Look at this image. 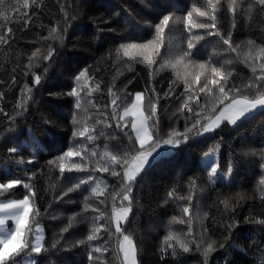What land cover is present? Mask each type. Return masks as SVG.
<instances>
[{
    "label": "trees",
    "instance_id": "1",
    "mask_svg": "<svg viewBox=\"0 0 264 264\" xmlns=\"http://www.w3.org/2000/svg\"><path fill=\"white\" fill-rule=\"evenodd\" d=\"M23 4L24 0H5L0 5V13L4 14L0 16V35L7 33L8 40L7 44H0V183L10 179L23 182L0 192V199H22L28 194L24 184L35 192L30 203L40 215H32L31 223L33 229L36 224L42 227L46 249L34 256L35 264H123L118 239L122 237L112 222L113 206H121L123 170L116 177L110 172L95 171V167L107 160H99L105 150L123 155L139 148L130 128L121 130L111 119L109 89L121 98L127 97L125 103H131L135 93H143L148 109L145 116L150 115L148 101L157 104V114L149 120L154 139H166L173 130L184 133L185 126L191 127L198 118L197 111L203 109L208 114L216 103L207 96V91L219 96V90L210 83L213 67L223 66V74L232 73L227 85L240 89L236 95L264 92V87H248L250 83L264 85V81L255 79L261 71L259 66L254 74L244 60L245 53L251 50L255 54L258 47H264V10L255 0H237L233 18L229 12L231 0H220L217 28H194L193 36L203 35L204 39L194 41L193 55L185 59L187 68H173L170 61L174 62L175 54L187 51L189 33L183 18L193 6L203 9L206 0H28L27 8ZM164 15H170L171 21L158 41L157 54L153 55L150 47L131 60L117 55L122 44H149L156 40L155 25ZM193 19L212 23L210 18L195 13ZM209 32L218 34L208 35ZM229 33L233 46L240 45L236 52L230 51L221 39ZM249 40L253 45H248ZM37 49L40 58H33V62L38 66L30 68L29 57ZM49 49L53 55L45 61L43 56ZM150 58L155 59L151 66ZM199 64H205V69L201 70ZM84 70L95 79L91 81V95L85 89L81 109L77 110L75 98L68 93L77 86L74 78ZM198 72L203 74L196 83ZM35 75L41 77L39 85L34 84ZM87 83V79L81 81ZM205 84L207 89L200 92ZM74 115L78 119L75 125ZM106 117V123H95ZM199 118L202 123L207 122L203 116ZM85 124L95 128L94 141L73 136L74 130ZM196 131L187 133V140L173 137L181 141L175 152L152 163L131 185V213L121 228L136 246L137 264H204L205 258L195 243L189 245L188 252L179 246L167 248L165 237L169 230L187 240H215L208 264H264V224L256 222L264 220V186L259 184L264 176V158L259 155L264 152V109L234 126L225 122L206 136L201 137ZM125 132L132 135L131 140ZM77 145L87 150L82 153L86 160L80 161L79 156L72 159L86 163L87 170L65 172L62 177L58 158ZM12 148L17 151L10 152ZM216 148L219 170L231 168L230 183L213 185L208 181L201 157ZM92 151L96 157L91 156ZM192 181L195 187L191 186ZM96 184L109 187L102 195L92 196L91 189ZM70 187L74 190L68 192ZM113 193H118L115 201ZM85 197L90 205L86 211ZM124 204L129 205V201ZM185 206L190 209L187 216L183 213ZM101 215L103 219H97ZM173 217L185 222L172 223ZM94 224L106 225L110 231L102 230L99 239L89 242L86 237ZM66 227L68 230L62 232ZM189 229L191 235L187 236ZM34 236L35 231L25 239L33 240ZM81 240L85 242L78 244ZM171 243L175 245V241ZM92 247L105 251L92 253L94 259L89 260ZM30 253L29 248L14 254L6 264L22 262Z\"/></svg>",
    "mask_w": 264,
    "mask_h": 264
},
{
    "label": "snow or ice",
    "instance_id": "2",
    "mask_svg": "<svg viewBox=\"0 0 264 264\" xmlns=\"http://www.w3.org/2000/svg\"><path fill=\"white\" fill-rule=\"evenodd\" d=\"M35 2V0H33ZM5 0H0V5H4ZM237 0H231V4L229 7V12L235 17V8ZM219 4L220 0H206V6L202 9L199 7L193 6L192 10L187 12L184 16V26L185 31L189 33L188 42H187V51L177 52L174 56V62L172 63V67L176 68L178 65H183L185 68L188 67V64L185 63V59L187 57H191L193 55V49L196 48V43L204 39L203 35H196L193 36L192 30L195 29H216V13L219 11ZM255 4L259 5L262 10H264V0H255ZM28 0H24L23 7L27 8ZM251 11V7L249 8V12ZM193 13L196 14L198 17H202L205 19H211L212 23H203L197 22L193 19ZM27 13H25L26 15ZM0 16H4L3 13H0ZM6 18V17H5ZM179 20V17H177ZM171 21L170 15H164L163 18L160 20L158 24L155 25L156 29V40L150 42L149 44H138V43H128L122 44L116 50L117 55H123L128 57V59H134V55L136 53H142L143 51L148 50L150 47L153 49V55L158 53L159 44L158 41L162 40L165 29L169 27ZM27 23V22H26ZM233 28L235 27V23H233ZM11 32V29L8 30ZM53 33L56 32L55 29L52 30ZM218 32H209L208 35H216ZM7 33L4 35H0V44H7L8 40L6 39ZM46 39V38H45ZM223 43L228 45V48L232 52H236L240 45L233 46L231 40V33H229L228 37L225 38L221 36ZM248 45H253V41L249 40ZM40 52L39 49L33 51L31 57H29L30 65L29 67H36L38 66L37 63L33 62V58L37 60L40 58L38 57V53ZM53 55V51L51 49L48 50V54L43 56L45 61H49ZM143 59V56H141ZM244 60L251 66V70L254 74L257 72V65L260 68V74L255 75V79L257 81H264V47H258V50L253 54L251 50L244 55ZM190 62V61H189ZM152 63H155V59L150 58L149 66ZM228 63V62H226ZM198 67L203 70L205 69V64H199ZM213 79H211L210 83L214 85L219 90V96H214L212 91H207V96L212 97L216 103L212 104L210 108V112L208 114L204 113V110L201 109L195 113L197 119H195L194 123H192L191 127L185 126L184 133L179 131L173 130L169 133V137L163 140L154 139V134L150 133L149 129L151 125H149V120L157 114V104L151 100L148 101V105L150 107V115L145 116V111L148 109L145 107L144 103V94L137 92L132 100L131 103H125L124 101L127 97L121 98L119 95L113 92V90L109 89V95L111 97V108H112V115L111 119L116 122V127L124 130L130 128L131 134L135 136V143H138L139 149H134L132 151H126L123 155L112 154L109 151L105 150L99 156L100 161H105V157L107 160L104 163H98L95 167V171L98 172H110L112 176L120 177L122 169V181L123 183L120 186V191L122 192L121 198V206L117 208L115 205L112 209V222L115 224V232L119 234V251L123 254V264H137V249L133 243V240L130 235H125L122 232L121 222L126 220L128 214L130 212V193L132 192V183L136 180L137 176L145 169L146 166H150L151 161L155 160L157 156L160 155L158 149L161 145H168L173 148L177 147L180 143L179 139H173V137H180L183 136L185 140L188 139L187 133L191 132L192 129H197L196 134H202L206 132L213 131L215 128L220 126V122L227 121L230 125H235L241 118L245 117L246 114L252 113L259 107L264 108V92H257L255 96L249 95H236L234 93H240V89L229 87L227 85L228 77L232 75L230 71L227 74H223V66L221 68L213 67L211 69ZM203 72H198L195 76V82H200V77ZM215 77H219L217 80ZM76 87H73L68 95H71L75 98V108L77 110L81 109V101H82V93L85 92V89H88L87 95H91L92 92V84L95 78L88 75L87 70L81 71L75 78ZM87 79L89 83L81 84V81ZM41 82V77L39 75H35L34 77V84L39 85ZM208 85L205 84L203 87L199 89L200 92H205ZM249 88H258L264 87V85H256L250 83L248 85ZM96 89H99V85H96ZM190 89L188 87L185 88V92H188ZM30 92L31 89H28ZM30 98V97H29ZM227 102V103H226ZM91 103V101H89ZM197 105L199 107V102L197 101ZM19 107V105H18ZM207 107V105H206ZM191 112L192 110L189 109ZM215 113V115H212ZM106 115V114H105ZM203 116V119L207 121L206 123H202L199 117ZM130 118V119H129ZM107 117L105 121L96 120V124L106 123ZM78 119L77 116H73V124H77ZM108 126H111L108 123ZM95 128L90 127L85 124L79 130H74L73 136L74 137H81L86 138L88 141H94L97 137L95 136ZM103 135V133H101ZM125 135L129 136V139H132V135L128 132H125ZM16 148L10 149V152H16ZM87 150L84 149L82 146H74L70 148L67 152L61 155L58 159L59 163V172L63 177L65 172H73V171H86L87 164L81 163L73 160L72 158L75 156L80 157V161H85L86 157L83 155V152ZM155 154V155H154ZM256 155L257 153H252ZM97 153L95 151L91 152L92 157H96ZM262 158H264V152L259 153ZM151 158V159H150ZM67 161V163H66ZM110 161V163H108ZM32 161L30 160L29 163ZM51 163V162H50ZM116 165H119L120 168L118 169ZM219 164L217 163H210L206 168L207 175L212 182H215V179L218 176V169ZM261 168L264 169V163L261 164ZM231 168H229V172ZM85 181H81L84 183ZM23 182L18 179H10L7 183H0V192L6 191L9 189H13L18 185L22 184ZM259 184L264 186V176H261L259 179ZM25 189H28V194L25 195L22 199H9L7 202H0V213L4 214L0 216V264H6V262L14 258L15 255H19L20 252L24 251L25 249H29L31 253L40 254L42 251H46L43 245V237L39 235L42 231L41 227L36 224L35 228L33 229V225L31 223V216H39L40 211L39 209H33L30 201L35 197V192L31 189L30 185L24 184ZM80 185H75L78 188ZM192 187H195V181H192ZM109 186L107 184L103 185V188L100 184H96L91 189L92 196H99L103 194L104 189H107ZM73 188H68V192L73 191ZM67 194V193H65ZM118 193H113L112 200L115 201L117 199ZM173 195L172 192L169 193L171 197ZM264 200V197H261ZM88 197H85V205L84 210L86 211L90 205L87 203ZM189 202H191V196L188 197ZM123 201H129L128 206L123 205ZM99 203H104V201H99ZM225 207H228L227 201H224ZM93 211H99L98 208H93ZM189 207L185 206L183 208V213L185 216L189 215ZM205 218L207 217V213L204 214ZM74 219V218H73ZM97 219H103V215L98 217ZM6 220H11L15 224V228L11 231H5L3 225L5 224ZM172 223H184L185 221L180 220L176 217L172 218ZM257 223L264 224V220H257ZM72 219L69 220V226H71ZM68 228L62 229V232L67 231ZM110 231L106 225H96L94 224L92 229L90 230V234L87 235V241H93L95 239H99L100 232ZM33 231L37 233L33 240H27L24 237L26 235L31 234ZM187 236L191 235V229L186 234ZM171 241H175V245L171 243ZM85 241L81 240L78 241V244H83ZM191 243L196 244L197 250L202 251V255L205 258L204 264H208V257L209 255L215 251L214 245L216 244L215 240H210L205 242L203 240L197 242L193 240H187L181 235H178L171 230H169L168 235L165 237V244L167 248L174 249L175 246H179L184 252H188L190 250L189 245ZM55 247V245H53ZM102 250L100 247H92L91 252L89 254V260H93L94 256L92 253H101ZM31 264H35V262H31Z\"/></svg>",
    "mask_w": 264,
    "mask_h": 264
},
{
    "label": "rangeland",
    "instance_id": "3",
    "mask_svg": "<svg viewBox=\"0 0 264 264\" xmlns=\"http://www.w3.org/2000/svg\"><path fill=\"white\" fill-rule=\"evenodd\" d=\"M141 93V92H140ZM136 94V93H135ZM135 94H134V96H135ZM134 96H133V98H134ZM264 108H261V107H259L258 106V108L256 109V110H254L252 113H250V114H246V116L245 117H243V118H241L236 124H238L239 122H241L243 119H245V118H247V117H249V116H251V115H253V114H255V113H257V112H259V111H261V110H263ZM227 123V121H222V122H220V125L221 124H223V123ZM235 124V125H236ZM232 126H234V125H232ZM218 128V127H217ZM217 128H215L214 130H216ZM213 130V131H214ZM213 131H210V132H206V133H202V134H199V136H206V135H208V134H210V133H212ZM135 137V136H134ZM183 142H185V140H182V143ZM180 144H181V141H180V143H179V145L177 146V147H175V148H173V147H171V146H168V145H161V147L158 149V151L160 152V155L159 156H157V158L155 159V160H152L151 161V164L152 163H154V162H157V161H159V160H161V159H163V158H167V157H169V156H171L174 152H175V150L180 146ZM137 145H138V143H137ZM138 148H139V145H138ZM155 155V154H154ZM219 148H216V149H214V150H212V151H210V152H208V153H206L205 155H203L202 157H201V162H202V165H203V167L205 168V170H206V168L208 167V165L210 164V163H217V164H219ZM151 159V158H150ZM150 164V165H151ZM148 166H146L145 167V169L147 168ZM144 169V170H145ZM143 170V171H144ZM142 171V172H143ZM141 172V173H142ZM140 173V174H141ZM139 174V175H140ZM138 177V176H137ZM137 179V178H136ZM208 181H209V183L210 184H213V185H215V184H217V183H230L231 181H232V179H231V177H230V174H229V171H220L219 169H218V176H217V178L215 179V182H212L210 179H209V177H208ZM9 199H17V198H5V199H0V202H7V200H9ZM18 200V199H17ZM31 204V203H30ZM124 206H128L127 204H124ZM120 207V206H119ZM119 207H117V208H119ZM130 213H131V210H130V212H129V214H128V217H129V215H130ZM2 215H4V214H2V213H0V216H2ZM128 217H127V219H128ZM127 219L126 220H124V221H122L121 222V225H123V224H125V222L127 221ZM115 225V224H114ZM41 227V226H40ZM3 228H4V230L5 231H11V230H13L14 228H15V224H14V222L13 221H11V220H6L5 221V224L3 225ZM41 229H42V227H41ZM35 235H37V233L35 232ZM39 235H41L42 237H43V229H42V231L39 233ZM35 237V236H34ZM25 238V237H24ZM121 253V252H120ZM36 254L35 253H30L28 256H26V258H24V260L22 261V262H19V263H17V264H31V262H35V256ZM121 256H122V261H123V254L121 253Z\"/></svg>",
    "mask_w": 264,
    "mask_h": 264
}]
</instances>
